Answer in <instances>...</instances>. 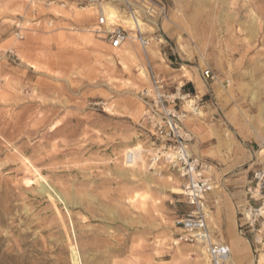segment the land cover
Returning a JSON list of instances; mask_svg holds the SVG:
<instances>
[{"label": "rangeland", "instance_id": "1", "mask_svg": "<svg viewBox=\"0 0 264 264\" xmlns=\"http://www.w3.org/2000/svg\"><path fill=\"white\" fill-rule=\"evenodd\" d=\"M223 1H155L166 16L137 20L149 45L129 41V57L94 33L97 8L85 0L0 1V264H204L197 246L173 244L184 206L170 190L175 174L144 169L145 153L144 167L128 168L125 154L149 146L139 98L147 66L171 92L184 66L200 84L204 70L216 77L208 107L184 123L206 175L218 178L238 150L250 180L264 167V0ZM102 3L129 18L119 0ZM122 20L105 30L125 29ZM262 244L244 241V264H264ZM229 247L235 264L238 246Z\"/></svg>", "mask_w": 264, "mask_h": 264}, {"label": "built area", "instance_id": "2", "mask_svg": "<svg viewBox=\"0 0 264 264\" xmlns=\"http://www.w3.org/2000/svg\"><path fill=\"white\" fill-rule=\"evenodd\" d=\"M97 8V20L94 33L104 34L109 46L119 49L131 41L129 33L120 26L105 30L106 19L98 12L102 0H85ZM123 11L135 21L165 18L166 10L153 0H119ZM134 38L141 49L145 50L149 40L141 31H133ZM18 38H21L18 35ZM149 85L139 92L142 106L141 128L149 143L145 167L147 171H158L161 168L175 174L179 180L181 197L189 207L188 211L178 218L174 225L179 231L177 241L200 247L209 264H227L231 253L227 245L212 241L213 236L207 224L208 205L206 195L212 190L211 178L206 175L207 165L190 152L193 140L192 133L185 127L189 113L198 112V95L182 93L181 87L170 91L164 77L157 74L148 65ZM205 82L214 81L210 70L202 72ZM187 106L189 112L183 109ZM248 205L241 213L239 234L251 235L256 245L262 244L264 233V167L253 171L250 185L246 188ZM253 202L254 205L249 204Z\"/></svg>", "mask_w": 264, "mask_h": 264}, {"label": "crops", "instance_id": "3", "mask_svg": "<svg viewBox=\"0 0 264 264\" xmlns=\"http://www.w3.org/2000/svg\"><path fill=\"white\" fill-rule=\"evenodd\" d=\"M154 1H158L161 3V0ZM98 36H103V38L106 40L105 35ZM202 72L199 75L201 84L198 82L197 78H195L196 81L185 80V82L179 84L182 85L180 87H183V93H190L192 95H197L198 93H200L199 91L202 92L203 88H205L206 92L202 96L198 97L200 99V102H198V112L200 113L201 111H203V109H206L208 107V101L204 102L203 98L211 96L207 94L208 87H210L214 83L205 82L202 78ZM170 87H172L174 90L179 86L173 87L172 85ZM197 113H189L187 114L186 118H189V116L198 117L202 114L201 113L200 115H198ZM193 131L196 135L199 136L201 133V127H194ZM190 152H192L191 154L194 155L192 147H190ZM245 163V159L240 158L238 150V152L235 153V158L232 160L231 165L223 168V172L218 178H213V180L211 179L213 188L206 195L207 205H209L213 209L211 211L213 218V228L217 227L222 233V235L220 236L216 232V230L213 229V239L215 241L224 243L228 247L231 241L238 246V249L233 257L235 264H244L246 262L245 256L240 251V248L243 245L244 241L252 249V236L249 234H247L246 236H241L239 234V210L240 206L244 205L245 203L248 205L246 188L250 185L251 182V180L248 178L249 169H240ZM249 204L254 205L253 202H250ZM183 205L184 206H182L183 208L179 210L180 212L175 218V221L188 211L189 207L185 204V202H183ZM261 236L264 238V233ZM254 245L256 244L254 243ZM262 245H264V243ZM238 252H241V254H238Z\"/></svg>", "mask_w": 264, "mask_h": 264}, {"label": "bare ground", "instance_id": "4", "mask_svg": "<svg viewBox=\"0 0 264 264\" xmlns=\"http://www.w3.org/2000/svg\"><path fill=\"white\" fill-rule=\"evenodd\" d=\"M201 2H205V0H201ZM226 1L224 0L223 1V3H225ZM205 6H207V5H205ZM98 12L99 13H102L103 14V16L105 17V19H106V22H108V23H112L113 22V20H117V21H121L123 18L125 19V21H124V24H123V26H124V28L125 29H127L128 31H132V30H138L139 29V31H142L143 30V27L141 26V25H139L138 24V22L137 21H135L134 19H132V18H127V17H123V16H121L120 14H119V12L117 11V9L115 8V7H113V6H110V5H108L107 3L106 4H104V3H100L99 4V6H98ZM123 21V20H122ZM110 28H107L106 27V30H109ZM251 30V29H250ZM127 31V32H128ZM129 33V37H130V39L132 40L133 38H134V36H133V34H131V32H128ZM250 33H252V31H250ZM247 34V33H246ZM252 35H253V33H252ZM247 36H249V35H247ZM249 39V38H248ZM251 39V38H250ZM251 41V40H250ZM160 42V40H158V43ZM126 46H128V42L127 43H125V44H123L118 50V52H121L120 54L122 55V57H129L130 56V54L128 53V52H126L125 50H122L121 48H123V47H126ZM184 58H186V56L184 57ZM179 72L181 73L180 74V78H183V79H186V80H189V81H196L195 80V77H194V75L192 74V73H190L189 71H188V69H186L184 66H182L181 68H180V70H179ZM141 76H142V78L143 79H147V77H146V75L144 74V73H142L141 72ZM254 85H256V84H254ZM259 82H258V84H257V86L259 87ZM264 90V89H263ZM199 92H201V91H199ZM261 93H262V89L261 88H257V90L255 91V92H253L252 93V99L253 100H259V96L261 95ZM263 94V93H262ZM198 115H200L201 113L200 112H198L197 113ZM264 114V108L262 107L261 109L259 108V115H263ZM143 152H144V149H142V147H141V145H135V147H133V148H131V149H129L127 152H126V160H127V163H126V166L128 167V168H137V166H138V164L140 163L141 164V167L140 168H142V167H144V164H143ZM262 152V151H261ZM192 153V152H191ZM138 169V168H137ZM144 169H146V167H144ZM169 172V171H168ZM153 173H149L147 176H144V180L146 181V182H148V183H151L152 182V179L150 178V175H152ZM168 180L170 181V182H172L173 181V179L172 178H170V177H168ZM47 186V185H46ZM45 186V187H46ZM168 186V185H167ZM45 187H43L42 189H41V193L42 194H47L48 192H47V189L45 188ZM47 188H49V187H47ZM52 188V187H51ZM166 189H167V187H166ZM170 190H171V192L173 193V194H175V195H181V191H180V189H178L177 187H170ZM51 193V192H50ZM54 193V192H53ZM49 195V194H48ZM55 195V194H54ZM61 201V200H60ZM65 202V201H64ZM67 205V204H66ZM65 205V206H66ZM207 218H210V215H209V212H208V216H207ZM216 229V231H217V233L221 236L222 235V233H221V231L216 227L215 228ZM212 233V232H211ZM212 241H215V240H212ZM173 244L175 245V246H178L179 245V242L177 241V240H173ZM230 246H234V243L231 241V243H230ZM198 254H199V256L202 258V260H203V263L204 264H208V260H207V258H206V255L204 254V252H203V250L200 248V247H197L196 248V250H195ZM230 253H231V251H230ZM227 264H230L229 263V261H228V263Z\"/></svg>", "mask_w": 264, "mask_h": 264}]
</instances>
